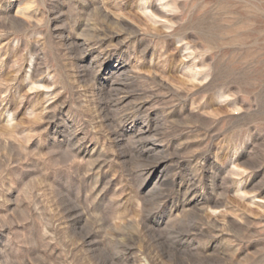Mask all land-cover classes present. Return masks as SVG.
Here are the masks:
<instances>
[{"label":"rangeland","instance_id":"1","mask_svg":"<svg viewBox=\"0 0 264 264\" xmlns=\"http://www.w3.org/2000/svg\"><path fill=\"white\" fill-rule=\"evenodd\" d=\"M0 264H264V0H0Z\"/></svg>","mask_w":264,"mask_h":264},{"label":"bare ground","instance_id":"2","mask_svg":"<svg viewBox=\"0 0 264 264\" xmlns=\"http://www.w3.org/2000/svg\"><path fill=\"white\" fill-rule=\"evenodd\" d=\"M23 14V13H22Z\"/></svg>","mask_w":264,"mask_h":264}]
</instances>
